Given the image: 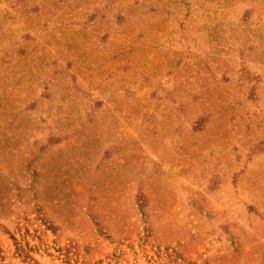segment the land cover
Wrapping results in <instances>:
<instances>
[{
	"label": "rangeland",
	"instance_id": "rangeland-1",
	"mask_svg": "<svg viewBox=\"0 0 264 264\" xmlns=\"http://www.w3.org/2000/svg\"><path fill=\"white\" fill-rule=\"evenodd\" d=\"M0 264H264V0H0Z\"/></svg>",
	"mask_w": 264,
	"mask_h": 264
}]
</instances>
